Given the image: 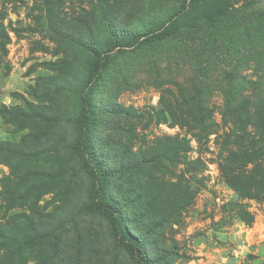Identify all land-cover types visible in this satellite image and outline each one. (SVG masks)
Here are the masks:
<instances>
[{"label": "rangeland", "instance_id": "rangeland-1", "mask_svg": "<svg viewBox=\"0 0 264 264\" xmlns=\"http://www.w3.org/2000/svg\"><path fill=\"white\" fill-rule=\"evenodd\" d=\"M181 1L0 0V231L46 232L12 264H136L84 209L94 185L84 158L109 173L108 194L155 264H264V190L253 186L264 170V0H227L213 23L201 16L164 42L114 50L92 93V152L66 148L92 61L84 42L104 45L107 21L156 29ZM30 105L46 119L16 114ZM229 168L257 194L235 189ZM12 251L0 234V264Z\"/></svg>", "mask_w": 264, "mask_h": 264}, {"label": "trees", "instance_id": "trees-1", "mask_svg": "<svg viewBox=\"0 0 264 264\" xmlns=\"http://www.w3.org/2000/svg\"><path fill=\"white\" fill-rule=\"evenodd\" d=\"M202 5L204 6L203 10H201ZM228 9L229 3L227 0H182L179 8L169 17L166 23L156 29H146L136 34H130L124 29L116 27L112 22L107 21L104 32V45L93 44L90 40L84 42V47L89 52L92 61L88 66L83 86L76 89V98L78 99L77 115L70 117L72 124L78 131V135L73 143L67 142L66 148L76 153L80 151L92 152L93 147L87 126L93 114L92 93L105 67L111 61L114 50L117 51L116 53H124L129 50L128 48L144 49L156 45L178 35L184 27L193 26L201 16L205 17L208 22L213 23L217 19L224 17L228 13ZM227 108L230 109L232 107L227 104ZM15 109L16 114H21V116L27 115L43 121L46 119L45 113L34 105L29 106L30 113L21 111L19 108ZM195 109L197 112H211L209 107L203 105L200 101L197 102ZM257 126L258 132L264 135V114L260 116ZM239 138L241 141L244 140L247 145H253V148L257 146L254 142L255 140L249 138L248 132H244V137L240 136ZM242 146L244 145L242 144ZM9 147L7 149L14 154H25L26 152L18 145ZM246 153V150H243L240 154H236L235 160L243 161ZM83 167L94 182L93 187L87 192V199L84 204L85 211L98 214L108 221L111 234L116 243L128 252L136 264H155L154 259L148 255L143 237L140 234H133L127 226L122 203L108 194L109 173L97 159H94L92 163L89 159L84 158ZM240 175L239 172L231 168L225 171L227 180L242 195L246 197L255 196L257 194L254 191L255 189H251L253 184L249 179L238 181ZM259 176L258 182L253 186L261 191L264 190V170L260 171ZM31 230L32 234L30 235L19 234L14 229H9L5 234L0 231V234L13 244L11 257L5 264H12L14 258L19 260L27 248L39 244L46 235L45 231L38 229L32 222Z\"/></svg>", "mask_w": 264, "mask_h": 264}]
</instances>
